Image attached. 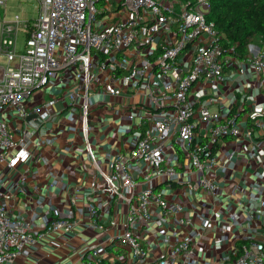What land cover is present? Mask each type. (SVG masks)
<instances>
[{
  "label": "built area",
  "instance_id": "built-area-1",
  "mask_svg": "<svg viewBox=\"0 0 264 264\" xmlns=\"http://www.w3.org/2000/svg\"><path fill=\"white\" fill-rule=\"evenodd\" d=\"M8 1L0 0V162L13 167L35 156L25 146L31 132L16 135L5 116L23 123L31 115L52 119L58 97L30 103L37 91L70 76L79 85L66 99L79 110L76 126L96 171L90 187L108 196L85 209L96 229L116 231L86 245L83 264H191L192 238H170L169 252L155 257L136 223L147 227L159 209L178 227L192 224L183 204L169 205L163 188L150 183L180 184L217 199L212 169L223 158L217 151L224 139H248L252 152L264 148L257 140L264 139V108L254 95H264V49L244 57L226 52L209 17L211 0H35V17L9 13ZM96 94L107 97L105 108L120 107L134 127L107 169L90 138ZM5 196L0 192V264L29 257L44 232L75 225L56 217L37 232L9 214ZM260 213L263 238L236 244L220 264H264V206Z\"/></svg>",
  "mask_w": 264,
  "mask_h": 264
},
{
  "label": "crops",
  "instance_id": "crops-1",
  "mask_svg": "<svg viewBox=\"0 0 264 264\" xmlns=\"http://www.w3.org/2000/svg\"><path fill=\"white\" fill-rule=\"evenodd\" d=\"M78 85L69 76L64 83L55 82L49 89L36 92L30 107L54 96L59 98L55 106L57 113L50 120L35 115L23 123L11 113L5 116L15 127L16 135L24 130L31 132L25 146L35 153L33 159L13 167L7 160L0 162V192L6 193L4 200L9 214L29 221L37 232L44 231L56 217L69 218L75 223L70 230L44 232L29 257L5 264H83L86 245L116 234L112 227L100 231L91 225V216L85 209L87 203L100 206L108 196L92 192L90 183L96 171L76 126L79 110L66 99L67 92ZM231 92V100L235 102L234 86ZM254 95L259 96L258 108L263 109L264 95L256 91ZM106 99L97 94L92 97L97 104L90 130L97 160L104 169L117 152L129 145L134 132L133 123L120 107L105 108ZM230 104L229 100L227 105ZM247 116V113L242 115V120ZM257 140L259 145L264 141L261 137ZM251 145L248 139L237 144L231 136L224 139L217 151L223 158L212 169L219 186L217 199L203 190L193 193L180 184L150 183L163 188L169 205L183 204L182 214L192 220V224L178 227L174 217L156 209L155 220L147 227L136 223L142 240L155 257L169 252L170 238L188 236L194 247L191 264H220L231 255L238 241L263 238L260 211L264 206V148L252 152ZM198 175L195 173L194 178ZM97 180L105 184L100 175ZM110 217L105 214L102 219L108 223Z\"/></svg>",
  "mask_w": 264,
  "mask_h": 264
},
{
  "label": "trees",
  "instance_id": "trees-1",
  "mask_svg": "<svg viewBox=\"0 0 264 264\" xmlns=\"http://www.w3.org/2000/svg\"><path fill=\"white\" fill-rule=\"evenodd\" d=\"M209 17L226 52L244 57L252 44L264 49V0H211ZM249 241L240 240L237 245Z\"/></svg>",
  "mask_w": 264,
  "mask_h": 264
},
{
  "label": "rangeland",
  "instance_id": "rangeland-1",
  "mask_svg": "<svg viewBox=\"0 0 264 264\" xmlns=\"http://www.w3.org/2000/svg\"><path fill=\"white\" fill-rule=\"evenodd\" d=\"M3 10L4 9H1L2 13ZM7 10L11 14L18 13L28 17H35L37 15L38 6L35 0H9L7 3ZM253 53H255V50Z\"/></svg>",
  "mask_w": 264,
  "mask_h": 264
},
{
  "label": "water",
  "instance_id": "water-1",
  "mask_svg": "<svg viewBox=\"0 0 264 264\" xmlns=\"http://www.w3.org/2000/svg\"><path fill=\"white\" fill-rule=\"evenodd\" d=\"M0 21H1V18H0ZM251 48L253 49V50H258L259 49V47L258 46H255V45H251ZM35 115H31L30 117H29V119L30 118H32V117H34Z\"/></svg>",
  "mask_w": 264,
  "mask_h": 264
}]
</instances>
